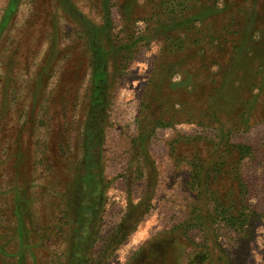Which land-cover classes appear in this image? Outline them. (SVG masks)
<instances>
[{
  "label": "rangeland",
  "instance_id": "obj_1",
  "mask_svg": "<svg viewBox=\"0 0 264 264\" xmlns=\"http://www.w3.org/2000/svg\"><path fill=\"white\" fill-rule=\"evenodd\" d=\"M0 264H264V0H0Z\"/></svg>",
  "mask_w": 264,
  "mask_h": 264
},
{
  "label": "trees",
  "instance_id": "obj_2",
  "mask_svg": "<svg viewBox=\"0 0 264 264\" xmlns=\"http://www.w3.org/2000/svg\"><path fill=\"white\" fill-rule=\"evenodd\" d=\"M246 201L244 202V201H242L241 200V197L240 198H238L237 200H233V201H231L230 202V204H227L226 205V208L228 207L229 208V210H234L236 207L238 208V209H240V211L238 210V214L240 215V212H246V216L247 215H249V213L251 212V210L249 209V207L248 206H246ZM146 204V203H145ZM145 204H144V206H145ZM140 206H143V205H140ZM140 206H138V207H140ZM137 208V207H136ZM145 208H148V207H146L145 206ZM224 209L223 208H221V210L219 211V212H221V211H223ZM225 211V210H224ZM137 213H138V211H137ZM135 216H137V215H135ZM242 216V215H241ZM246 216H245V218H246ZM237 220H238V217L236 216L235 217ZM238 222V221H237ZM241 222V221H240ZM239 222V223H240ZM237 230H238V228H237ZM22 258H24V255H22Z\"/></svg>",
  "mask_w": 264,
  "mask_h": 264
}]
</instances>
